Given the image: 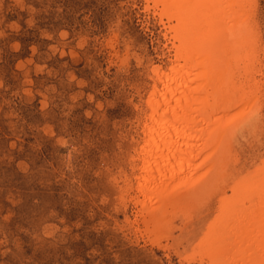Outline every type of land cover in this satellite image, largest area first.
Wrapping results in <instances>:
<instances>
[{"label":"rangeland","instance_id":"rangeland-1","mask_svg":"<svg viewBox=\"0 0 264 264\" xmlns=\"http://www.w3.org/2000/svg\"><path fill=\"white\" fill-rule=\"evenodd\" d=\"M241 1L257 11L261 108L214 185L151 216L138 152L175 59L153 1L0 0V264H243L263 243L264 0Z\"/></svg>","mask_w":264,"mask_h":264},{"label":"bare ground","instance_id":"bare-ground-1","mask_svg":"<svg viewBox=\"0 0 264 264\" xmlns=\"http://www.w3.org/2000/svg\"><path fill=\"white\" fill-rule=\"evenodd\" d=\"M152 1L175 51L171 71L157 72L138 152L145 199L136 200L156 216L185 191L214 185L208 181L218 168L224 171L236 127L261 108L263 88L253 6L241 0ZM254 213L264 226V209ZM243 264H264V237Z\"/></svg>","mask_w":264,"mask_h":264}]
</instances>
